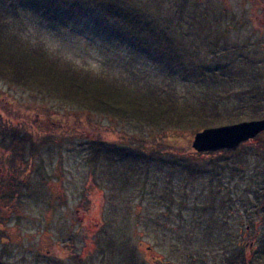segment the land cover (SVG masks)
<instances>
[{"label":"rangeland","instance_id":"374dc122","mask_svg":"<svg viewBox=\"0 0 264 264\" xmlns=\"http://www.w3.org/2000/svg\"><path fill=\"white\" fill-rule=\"evenodd\" d=\"M124 2L142 10L138 37ZM20 48L178 110L142 122L82 109L36 78L15 83ZM0 49L4 145L23 140L31 161L0 186V264H264V132L236 152L192 147L206 128L264 119L261 3L0 0ZM204 106L226 124L161 128Z\"/></svg>","mask_w":264,"mask_h":264},{"label":"trees","instance_id":"16d2710c","mask_svg":"<svg viewBox=\"0 0 264 264\" xmlns=\"http://www.w3.org/2000/svg\"><path fill=\"white\" fill-rule=\"evenodd\" d=\"M254 3H261L264 6V0H252ZM110 7L116 8L119 5L118 2L111 1ZM137 10H132L128 3H123L122 10L125 11L126 20L124 28L128 29L129 34L133 33V36L138 37V33L141 31L142 22L141 21V11L140 8H135ZM116 22V21H115ZM130 22L132 23L130 25ZM117 23V22H116ZM118 24V23H117ZM119 25V24H118ZM139 26V29H134L135 26ZM135 31V32H134ZM130 37V36H129ZM19 54H22L20 57L26 60L28 63L27 71L25 74L16 76L14 82H21L25 77H30V79L38 80L37 84L40 86H45L49 88L51 94L56 90H59L64 93L67 99L71 102H75L76 105L80 106L85 110L98 111L100 113H107L116 116H125L129 117L130 115L135 116L142 122H149L148 120L155 121L158 118V115L174 114L177 112V106L171 101V99L164 98L163 96L152 93V92H143L137 89V87H126L121 84L113 83L107 81L102 76L91 75L89 72L85 73H75L73 70H59L57 68V63H50L44 60V53L35 54L34 51H30L25 48H20ZM2 50L0 49V53ZM13 59H9V63H12ZM22 63V62H21ZM25 83V80H24ZM137 114H132L130 110L137 109ZM207 108L204 106L194 113H185L181 114V119L177 121L174 118H169L164 120L163 127L168 129L174 126H180L186 123H195L196 127L206 128L210 126H217L226 124L225 122H220L217 124L209 123V118L207 116ZM254 118V117H253ZM252 119V118H251ZM160 120V119H159ZM194 122H191V121ZM239 119H233L227 121L228 124L238 123ZM159 123V122H158ZM161 124V123H159ZM4 123L0 121V136H5L7 131H4ZM160 126V125H159ZM17 128V127H16ZM3 134H2V133ZM12 136L15 135V140L19 134L11 132ZM2 137V143H0V164L2 171L8 175L10 181L1 180L0 174V186L5 185H14L17 178L15 176L16 171L25 170L30 165V160H25L24 158V141L18 143H10L9 145H4ZM13 140V139H12ZM15 142V141H14ZM101 143V142H100ZM96 144L92 143V146ZM235 150V149H234ZM234 150H221L217 152L229 153ZM217 152L202 153L208 155H214ZM236 152V151H234ZM5 166V167H4ZM23 168V169H22ZM2 182V183H1ZM8 189L7 192H2L3 198H9V196L16 195ZM6 193V194H4ZM262 209V207H261ZM78 261V260H77ZM80 264V261H78ZM158 263H161L158 261ZM164 264V263H163ZM170 264V263H165Z\"/></svg>","mask_w":264,"mask_h":264},{"label":"water","instance_id":"95a60500","mask_svg":"<svg viewBox=\"0 0 264 264\" xmlns=\"http://www.w3.org/2000/svg\"><path fill=\"white\" fill-rule=\"evenodd\" d=\"M262 132H264V119L206 128L195 135L192 147L198 153L234 149Z\"/></svg>","mask_w":264,"mask_h":264}]
</instances>
